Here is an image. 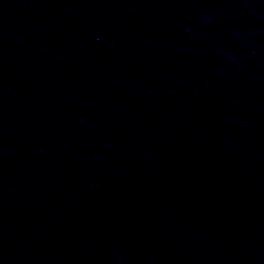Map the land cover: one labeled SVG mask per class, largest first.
I'll return each mask as SVG.
<instances>
[{
  "label": "water",
  "instance_id": "95a60500",
  "mask_svg": "<svg viewBox=\"0 0 264 264\" xmlns=\"http://www.w3.org/2000/svg\"><path fill=\"white\" fill-rule=\"evenodd\" d=\"M0 264H264V0H0Z\"/></svg>",
  "mask_w": 264,
  "mask_h": 264
}]
</instances>
